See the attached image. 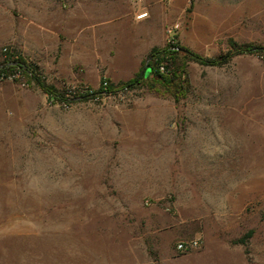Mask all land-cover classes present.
<instances>
[{
  "label": "rangeland",
  "instance_id": "obj_1",
  "mask_svg": "<svg viewBox=\"0 0 264 264\" xmlns=\"http://www.w3.org/2000/svg\"><path fill=\"white\" fill-rule=\"evenodd\" d=\"M119 1L0 0V63L5 47L16 50L6 39L20 4L47 5L71 10L69 36L57 24L48 56H21L46 84L95 92L104 79L126 82L79 50V8ZM174 1L163 0L182 16L168 25H178L180 46L206 58L236 49L229 40L262 50L220 67L187 60L177 97L144 86L54 103L19 72L0 77V264H264V142L248 130L264 112V24H247L245 40L234 33L194 47L213 2L179 0L171 10ZM198 175L235 190L226 208L192 197ZM197 238L199 248L177 249Z\"/></svg>",
  "mask_w": 264,
  "mask_h": 264
},
{
  "label": "crops",
  "instance_id": "obj_2",
  "mask_svg": "<svg viewBox=\"0 0 264 264\" xmlns=\"http://www.w3.org/2000/svg\"><path fill=\"white\" fill-rule=\"evenodd\" d=\"M180 2L175 0L170 4L171 10L180 9ZM212 2L214 10H209L205 22L207 30L204 34L192 31L194 38L191 46L207 45L215 48L221 37L231 39L234 33L238 34V39L245 40L247 24H264L261 20L264 17V0ZM220 5L221 10L218 8ZM19 11L20 20L6 40L11 42L21 56H48L49 49L54 47V39L58 37V33L53 29L57 24L61 23L69 36L72 15L70 9L59 10L47 5L35 7L24 2L20 4ZM142 14L144 15L139 17ZM77 16L79 50L82 56L89 64L101 65L104 74L111 81L132 79L150 51L166 45L168 25L175 21L182 22V16L172 15L163 0H121L104 8L82 5ZM60 17L61 21L58 19ZM92 58H95V61H91ZM127 60L131 61L132 67L125 66ZM124 73L129 74L125 77ZM254 123L255 127L248 128L249 134L264 142V112L255 116ZM197 158L201 160L199 155ZM202 177L198 175L194 178L191 186L192 197L205 202L208 209L226 208L229 201L227 195L235 190H228L214 180L200 184ZM238 200L240 206L242 199Z\"/></svg>",
  "mask_w": 264,
  "mask_h": 264
},
{
  "label": "trees",
  "instance_id": "obj_3",
  "mask_svg": "<svg viewBox=\"0 0 264 264\" xmlns=\"http://www.w3.org/2000/svg\"><path fill=\"white\" fill-rule=\"evenodd\" d=\"M229 45L230 48L236 49L228 52L224 56L216 58L202 57L180 46L177 41H175L173 45L166 44L162 48H153L147 59L142 62L139 71L133 79L126 82H120L118 84H113L109 80L104 79L107 82V86L103 87V80L99 90L95 92L88 90V88L82 90L83 92L81 90H74L73 92L57 90L54 86L45 83L38 72L37 65L27 63L16 50L4 53L5 58L0 63V77L7 78L10 75H14L19 72L29 83H33L38 86L47 95L48 99L54 103L87 101L92 96L101 93L113 94L118 91L130 90L144 86L150 88H156L157 86H165L167 89L172 88V94L174 97H177V93L182 89L183 85H188L186 72L187 60L193 61L204 67H220L228 63L229 59L233 55L252 54L262 50V48L253 45L236 47L233 40H229ZM160 62L166 63V73L159 72L158 64ZM148 70L149 73L146 74ZM249 235L250 232L238 240V243H244Z\"/></svg>",
  "mask_w": 264,
  "mask_h": 264
},
{
  "label": "built area",
  "instance_id": "obj_4",
  "mask_svg": "<svg viewBox=\"0 0 264 264\" xmlns=\"http://www.w3.org/2000/svg\"><path fill=\"white\" fill-rule=\"evenodd\" d=\"M144 14L140 15L139 17L143 16ZM178 29V25H175L173 28L168 30V36H167V41L166 44H170L173 45L175 42V31ZM11 50H9V48L5 47L3 49L4 53L10 52ZM158 70L160 73H166L167 72V65L164 62H160L158 64ZM149 73V70H148ZM103 87L107 86V82L104 80L102 83ZM69 92H73V91H69ZM202 242L199 238L194 239V240H190L188 242H180L177 245V249L179 251H187V250H192V249H197L201 246Z\"/></svg>",
  "mask_w": 264,
  "mask_h": 264
},
{
  "label": "water",
  "instance_id": "obj_5",
  "mask_svg": "<svg viewBox=\"0 0 264 264\" xmlns=\"http://www.w3.org/2000/svg\"><path fill=\"white\" fill-rule=\"evenodd\" d=\"M150 59V58H149Z\"/></svg>",
  "mask_w": 264,
  "mask_h": 264
}]
</instances>
